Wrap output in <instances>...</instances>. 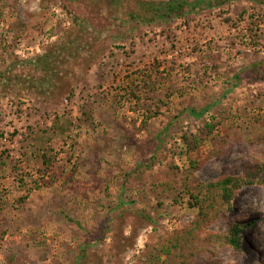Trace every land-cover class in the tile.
<instances>
[{"label":"rangeland","instance_id":"374dc122","mask_svg":"<svg viewBox=\"0 0 264 264\" xmlns=\"http://www.w3.org/2000/svg\"><path fill=\"white\" fill-rule=\"evenodd\" d=\"M170 1L0 0V264H182L190 195L264 166V0ZM187 248L264 264V186Z\"/></svg>","mask_w":264,"mask_h":264},{"label":"trees","instance_id":"16d2710c","mask_svg":"<svg viewBox=\"0 0 264 264\" xmlns=\"http://www.w3.org/2000/svg\"><path fill=\"white\" fill-rule=\"evenodd\" d=\"M201 2L206 4L203 0H201ZM189 7L190 4L187 0H171L167 5L150 7V12L153 13V19L159 17H174L181 19L188 14L187 8ZM46 64L48 65L45 68H49L50 62ZM147 86L148 84H146V87ZM134 110L137 109L135 108ZM49 169L47 171L52 170V168ZM254 185L264 186V166H260L254 171L247 172L244 176H228L216 183L199 185V187H197L198 193L196 195H190L194 202L193 205L199 209V218L196 222L191 224L190 229L179 234L168 242L170 246L165 245L168 250L167 252H169V256L183 259L184 261H182V264H189L186 261L187 256L185 255V250L188 249L187 247H192L195 236L202 231L204 225L211 222V220L218 218L222 214L231 212L234 207L237 193L244 187ZM249 226H251L250 223L233 227L230 234L225 237L224 243L221 242V238H218V240L216 239L217 241L214 240L215 237H211V239L206 238L204 241L202 240V243L197 246V254H203L204 252H207L208 249L212 252L213 249H219L221 245H226L239 251L242 245L241 235L243 230L248 229ZM198 241H200V237L198 238Z\"/></svg>","mask_w":264,"mask_h":264},{"label":"built area","instance_id":"2783aa9c","mask_svg":"<svg viewBox=\"0 0 264 264\" xmlns=\"http://www.w3.org/2000/svg\"><path fill=\"white\" fill-rule=\"evenodd\" d=\"M105 90V88L102 90V92ZM80 100H81V102H82V104H84V103H86L87 101H88V99H89V97H88V95L87 96H83V97H78ZM73 104V103H72ZM78 104H79V102H75V104L74 105H71L72 106V110H74V111H76L77 110V108H78ZM134 105V104H133ZM68 106V105H67ZM69 111L71 112V114H74V112H72L71 111V109H69ZM5 142H8V140H7V138L5 139Z\"/></svg>","mask_w":264,"mask_h":264},{"label":"crops","instance_id":"0c3cea01","mask_svg":"<svg viewBox=\"0 0 264 264\" xmlns=\"http://www.w3.org/2000/svg\"><path fill=\"white\" fill-rule=\"evenodd\" d=\"M99 136H100V135H99V133L97 132V137H99ZM85 138H86V136H84V137H83V139H85ZM80 141L82 142V139H81ZM80 144H81V145H80L81 147H83V146H84V143H83V142H82V143H80ZM85 146H86V145H85ZM13 182H14V181H13ZM15 194H16V193H15Z\"/></svg>","mask_w":264,"mask_h":264}]
</instances>
